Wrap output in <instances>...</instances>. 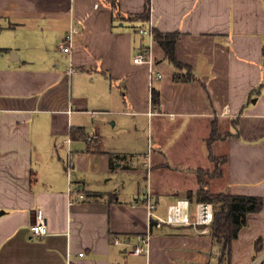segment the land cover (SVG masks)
<instances>
[{
    "label": "crops",
    "instance_id": "crops-1",
    "mask_svg": "<svg viewBox=\"0 0 264 264\" xmlns=\"http://www.w3.org/2000/svg\"><path fill=\"white\" fill-rule=\"evenodd\" d=\"M150 4L143 21L147 0H0V264H264V0ZM145 27L177 33L186 67L138 33ZM145 47L161 75L153 84L151 67L133 62ZM175 123L196 133L190 149L205 138L208 159L221 147L220 192L263 200L229 252L210 226L163 225L147 253H132L150 230L148 191L158 217L178 199L197 202L172 184L190 162L177 169L161 149ZM146 128L160 150L136 153ZM70 186L84 198L70 202ZM38 219L42 238L30 231Z\"/></svg>",
    "mask_w": 264,
    "mask_h": 264
},
{
    "label": "built area",
    "instance_id": "built-area-1",
    "mask_svg": "<svg viewBox=\"0 0 264 264\" xmlns=\"http://www.w3.org/2000/svg\"><path fill=\"white\" fill-rule=\"evenodd\" d=\"M149 9L151 10V4ZM79 28L77 26H72L64 40L60 44V49L64 53L71 52V43L73 36L78 32ZM138 33L144 37L149 38L150 40L154 39L153 29L151 27L139 28ZM134 64H148L151 67V83L160 80V73L156 70H153V58L152 53L149 47H145L139 50L134 58ZM76 73V69L70 65L67 70L68 75H72ZM224 114V113H222ZM94 137H88L87 141L92 143ZM67 144H70V140L67 139L65 141ZM69 155L66 160L65 166L67 172L70 171L72 161H71V151L69 149ZM68 196L71 202V199L84 198L83 194H76L75 191L71 188L68 190ZM144 205L147 210L148 222L150 230L144 234L139 236L137 244L132 247V253L134 255L137 254H145L148 251L149 247V239L151 234V229L153 227H161L163 225H173V226H200L203 227L202 231L206 232L208 227L211 225L214 219V207L213 204L207 201L196 202L192 206L188 199H178L173 204L168 206L167 213L165 217H158L155 215L156 210V202L152 194L148 191L146 194V198L144 201ZM30 231L33 236L42 238L47 234V225L43 219H38L35 224H33L30 228ZM112 244L121 246L125 245V242L118 237L112 238Z\"/></svg>",
    "mask_w": 264,
    "mask_h": 264
},
{
    "label": "trees",
    "instance_id": "trees-1",
    "mask_svg": "<svg viewBox=\"0 0 264 264\" xmlns=\"http://www.w3.org/2000/svg\"><path fill=\"white\" fill-rule=\"evenodd\" d=\"M149 3L150 0H147L146 10L140 16V19L143 21H147L149 19ZM153 35L154 40H156V42L163 49L168 60L178 69L185 68L186 66L180 63L175 57V45L178 39V34H165L157 30H153ZM151 98L152 105L154 107H158V91L152 89ZM218 136L219 133L216 130H213L210 140L216 139ZM212 155V151L210 150V158L213 157ZM199 182L202 184V187L196 192L195 201H207L213 204L214 219L210 225L212 235L219 243L222 244L223 249L229 252L231 242L237 238L240 229L246 224L247 215L249 213L260 212L263 209V200L259 197L234 196L225 192H212L208 188V183L203 182L200 176ZM189 198H191V196Z\"/></svg>",
    "mask_w": 264,
    "mask_h": 264
},
{
    "label": "rangeland",
    "instance_id": "rangeland-1",
    "mask_svg": "<svg viewBox=\"0 0 264 264\" xmlns=\"http://www.w3.org/2000/svg\"><path fill=\"white\" fill-rule=\"evenodd\" d=\"M168 126L171 136L166 140L165 143H163L162 145L163 147L161 146L162 150L165 149L167 145H169L170 147L168 149V154H167L168 161L172 165L177 164L176 166L177 169L181 167L184 163L190 162V167L188 169L183 170L181 175L177 174V178H175V180L172 179L173 181L172 180L169 181H172V184L174 186L184 188V190H186V193L190 191L193 195H195L198 189L202 187L201 186L202 184H200L199 182V176H200L202 181L207 182L210 188H212L216 192H220L219 190L223 185V180L220 173H221V166L224 162V156L220 152L221 147H218L217 145V147L214 148L212 152L213 157L208 159L207 149L204 144L205 142L204 137L200 139V143H199V145L203 144L202 145L203 147L199 146L190 149L188 147L189 144L187 145L188 139L193 140V137L196 133L192 131L190 133L184 131L183 130L184 127L182 128V126H177L176 123L173 125L168 124ZM145 127L146 126L144 125V128ZM151 127L153 130V138H154V136H156L157 133L158 122L155 121L154 123H152ZM141 131L142 129L140 130V132ZM140 136L143 139L142 141H136L135 143L136 153L143 151L145 153H147V151L152 152L154 149L160 150V148L158 149V146L153 141L152 136L150 138L148 137L147 128L145 129V132L140 133ZM192 140H190V143ZM185 165H189V164H185ZM197 168H199L200 172L197 171ZM173 172L174 171H172V173Z\"/></svg>",
    "mask_w": 264,
    "mask_h": 264
},
{
    "label": "water",
    "instance_id": "water-1",
    "mask_svg": "<svg viewBox=\"0 0 264 264\" xmlns=\"http://www.w3.org/2000/svg\"><path fill=\"white\" fill-rule=\"evenodd\" d=\"M2 213H0V215H1Z\"/></svg>",
    "mask_w": 264,
    "mask_h": 264
}]
</instances>
